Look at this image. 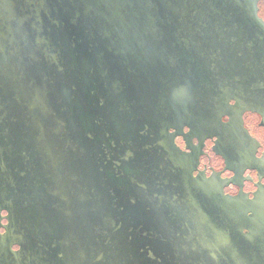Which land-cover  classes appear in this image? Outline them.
<instances>
[{"label": "water", "instance_id": "1", "mask_svg": "<svg viewBox=\"0 0 264 264\" xmlns=\"http://www.w3.org/2000/svg\"><path fill=\"white\" fill-rule=\"evenodd\" d=\"M230 100L264 122L252 0H0L5 237L30 264H264V184L224 194L174 142L241 158Z\"/></svg>", "mask_w": 264, "mask_h": 264}, {"label": "flooded vegetation", "instance_id": "2", "mask_svg": "<svg viewBox=\"0 0 264 264\" xmlns=\"http://www.w3.org/2000/svg\"><path fill=\"white\" fill-rule=\"evenodd\" d=\"M255 3L257 16L264 22V0H252ZM229 105L236 114L240 113L243 128L248 133L244 142H241V158L234 157L223 146L217 142V137H207L202 141L195 136L176 135L174 142L185 153L194 156L196 162L193 176H203L207 180L215 182L222 188L224 194L236 196L244 194L252 198L257 191L258 186L264 184V122L262 116L251 110H242L237 108L234 100L229 101ZM235 107V108H234ZM224 123L229 122L227 115L222 116ZM171 133L175 130L170 129ZM188 127L183 128L187 133ZM188 145V146H187ZM221 150L227 156L226 158L217 151ZM251 154V159L245 157ZM8 211L0 210V250L10 253L12 259L8 256L0 255V264H30V256L20 257L17 252L20 245L15 242L16 239L9 240L5 237L6 225L9 222Z\"/></svg>", "mask_w": 264, "mask_h": 264}]
</instances>
